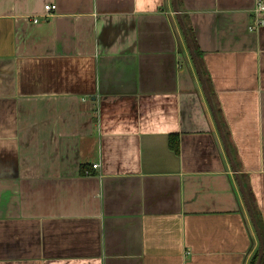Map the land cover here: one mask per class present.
Listing matches in <instances>:
<instances>
[{
    "label": "crops",
    "instance_id": "0c3cea01",
    "mask_svg": "<svg viewBox=\"0 0 264 264\" xmlns=\"http://www.w3.org/2000/svg\"><path fill=\"white\" fill-rule=\"evenodd\" d=\"M257 1L0 0V264H264Z\"/></svg>",
    "mask_w": 264,
    "mask_h": 264
},
{
    "label": "built area",
    "instance_id": "2783aa9c",
    "mask_svg": "<svg viewBox=\"0 0 264 264\" xmlns=\"http://www.w3.org/2000/svg\"><path fill=\"white\" fill-rule=\"evenodd\" d=\"M55 10H56V5H54V4L48 3V4H45L43 7V11L46 14H49ZM254 12L256 13V16H255L253 27H250L251 29H255V27L262 25V23L264 21V0H258L256 2ZM37 22H38L37 19L33 20V23H37ZM98 166H99V164H94L92 167H93V169H97Z\"/></svg>",
    "mask_w": 264,
    "mask_h": 264
},
{
    "label": "trees",
    "instance_id": "16d2710c",
    "mask_svg": "<svg viewBox=\"0 0 264 264\" xmlns=\"http://www.w3.org/2000/svg\"><path fill=\"white\" fill-rule=\"evenodd\" d=\"M197 54H199V52L196 51ZM169 144L171 146V148L173 149V151L175 153H178L179 151V144H178V137L176 135H171L170 139H169ZM257 260V256L253 259V261L250 262V264H256Z\"/></svg>",
    "mask_w": 264,
    "mask_h": 264
}]
</instances>
